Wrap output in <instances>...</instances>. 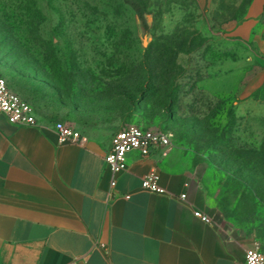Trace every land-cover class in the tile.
Returning <instances> with one entry per match:
<instances>
[{
	"label": "rangeland",
	"instance_id": "374dc122",
	"mask_svg": "<svg viewBox=\"0 0 264 264\" xmlns=\"http://www.w3.org/2000/svg\"><path fill=\"white\" fill-rule=\"evenodd\" d=\"M249 2L0 0V73L52 119L83 131L164 130L170 146L213 162L226 159L233 172L240 160L230 147L240 142L234 124H251V143H257L254 128L264 124V91L246 121L237 109L243 83L264 69L255 45L231 37ZM230 86L233 107L210 99ZM261 149L250 153L245 182H227L223 213L264 252ZM218 176L207 181L215 186Z\"/></svg>",
	"mask_w": 264,
	"mask_h": 264
},
{
	"label": "crops",
	"instance_id": "0c3cea01",
	"mask_svg": "<svg viewBox=\"0 0 264 264\" xmlns=\"http://www.w3.org/2000/svg\"><path fill=\"white\" fill-rule=\"evenodd\" d=\"M231 37L255 45L264 58V0H250ZM261 88L264 69L237 93L241 121L259 104L254 94ZM234 96L233 86L209 94L231 107ZM26 99L38 125L13 124L0 110V264H244L255 239L224 214L232 172L173 143L147 156L129 153L126 170L114 174L105 157L117 131L74 127L87 141L61 143L53 125L62 120ZM250 126L234 124L237 147L261 145L264 124L254 128L257 143ZM152 171L166 194L142 188ZM216 173L221 181L213 186L207 180ZM198 210L211 222L195 216Z\"/></svg>",
	"mask_w": 264,
	"mask_h": 264
},
{
	"label": "built area",
	"instance_id": "2783aa9c",
	"mask_svg": "<svg viewBox=\"0 0 264 264\" xmlns=\"http://www.w3.org/2000/svg\"><path fill=\"white\" fill-rule=\"evenodd\" d=\"M0 110L6 114L9 122L16 125L34 126L38 120L33 106L23 99L17 92L9 87L7 79L0 74ZM61 143L84 144L87 141L81 131L71 125L57 121L53 125ZM171 144L170 135L162 130L142 128L138 125H129L118 130L111 139V149L105 160L109 169L120 173L127 168V156L133 151L140 152L143 156L149 155L153 150H163ZM116 182L113 181L112 185ZM141 186L144 190L157 194H166L165 188L159 184V175L152 171L142 179ZM186 194L181 195L185 199ZM195 216L210 223L211 218L201 211H195ZM244 264H264V252L258 243H254L245 251Z\"/></svg>",
	"mask_w": 264,
	"mask_h": 264
},
{
	"label": "trees",
	"instance_id": "16d2710c",
	"mask_svg": "<svg viewBox=\"0 0 264 264\" xmlns=\"http://www.w3.org/2000/svg\"><path fill=\"white\" fill-rule=\"evenodd\" d=\"M1 74V73H0ZM2 75V74H1ZM3 76V75H2ZM9 84V83H8ZM9 87H10V85H9ZM11 88V87H10ZM12 89V88H11ZM13 90V89H12ZM264 91V88H261L260 90H258L257 92H255V94H254V98L255 99H261V93ZM162 131H164V130H162ZM166 132V131H165ZM226 145V144H225ZM264 146V139H263V141H262V143H261V145L260 146H258V147H249V148H241V147H237L236 145H231L230 147H234L235 148V152H236V154H237V156L239 157V163H236V164H238V168L235 170V171H233L232 173H233V175H234V177L232 178V179H237V178H240L241 179V183L242 182H245L244 181V177L242 178L241 176L242 175H244V169L246 168H248L249 167V165H250V153H251V151H253V152H256V153H258V154H260L261 153V151H262V147ZM228 147V145H226V148ZM214 163V165H215V167L217 168V170L218 171H225V172H230L229 170H230V165H233L232 164V162H230V161H228V160H226V159H223V160H220V162L219 161H215V162H213ZM221 165H224V168L223 167H221ZM245 172H247V171H245ZM238 176V177H237ZM256 194V193H255ZM260 200V199H259Z\"/></svg>",
	"mask_w": 264,
	"mask_h": 264
}]
</instances>
